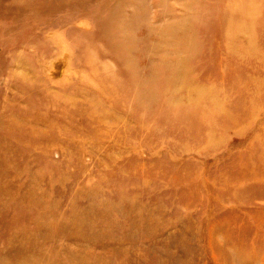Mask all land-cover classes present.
I'll list each match as a JSON object with an SVG mask.
<instances>
[{"label":"rangeland","instance_id":"374dc122","mask_svg":"<svg viewBox=\"0 0 264 264\" xmlns=\"http://www.w3.org/2000/svg\"><path fill=\"white\" fill-rule=\"evenodd\" d=\"M0 264H264V0H0Z\"/></svg>","mask_w":264,"mask_h":264}]
</instances>
